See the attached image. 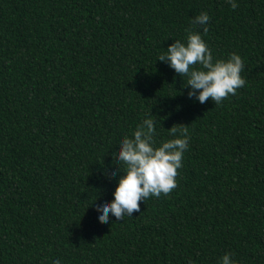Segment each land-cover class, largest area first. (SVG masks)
<instances>
[{
	"label": "trees",
	"instance_id": "obj_1",
	"mask_svg": "<svg viewBox=\"0 0 264 264\" xmlns=\"http://www.w3.org/2000/svg\"><path fill=\"white\" fill-rule=\"evenodd\" d=\"M236 3L0 0V264H264V0ZM189 28L243 60L218 105L156 59ZM146 116L157 143L187 129L176 187L105 223L102 169Z\"/></svg>",
	"mask_w": 264,
	"mask_h": 264
},
{
	"label": "clouds",
	"instance_id": "obj_2",
	"mask_svg": "<svg viewBox=\"0 0 264 264\" xmlns=\"http://www.w3.org/2000/svg\"><path fill=\"white\" fill-rule=\"evenodd\" d=\"M226 2L233 9L237 7L236 0ZM208 21V13L201 11L191 23L202 26V31L206 33ZM156 59L167 63L181 77H186L187 96L201 104L210 98L218 105L245 85L241 75L244 68L241 56L232 52L227 58L214 60L201 32L191 28L186 29L184 40H173L165 51L157 54ZM168 129L171 138L157 143L154 139L156 121L146 116L130 134L118 138L119 147L114 154L111 153L110 166L102 169V175L120 174L116 177L113 198L96 202L97 218L108 223L109 214L117 220L132 216L140 209L138 201H144L149 196L167 195L176 187L177 169L182 166L189 136L186 128ZM52 264H62V261L55 259ZM218 264H237V261L226 252L219 258Z\"/></svg>",
	"mask_w": 264,
	"mask_h": 264
}]
</instances>
